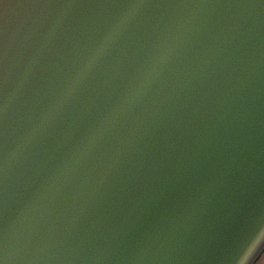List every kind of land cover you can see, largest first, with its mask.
Returning a JSON list of instances; mask_svg holds the SVG:
<instances>
[{"label":"water","instance_id":"water-1","mask_svg":"<svg viewBox=\"0 0 264 264\" xmlns=\"http://www.w3.org/2000/svg\"><path fill=\"white\" fill-rule=\"evenodd\" d=\"M116 10L113 0H64L27 10L31 26L9 34V146L6 196L9 264H40L80 241L98 251L116 227L110 214L144 186L155 192L141 231L163 235L179 264H255L264 252V11L240 3L129 9L130 31L151 34L104 67L73 102L106 108L145 65L165 67L110 124L102 151L79 173L76 190L92 207L75 209L57 184L25 208L29 177L47 143L24 139L35 109L56 89L76 45ZM17 0H0L15 20ZM79 214V227L69 218ZM31 257L32 259H26Z\"/></svg>","mask_w":264,"mask_h":264},{"label":"snow or ice","instance_id":"snow-or-ice-1","mask_svg":"<svg viewBox=\"0 0 264 264\" xmlns=\"http://www.w3.org/2000/svg\"><path fill=\"white\" fill-rule=\"evenodd\" d=\"M64 0H17L21 9L15 20L0 16V264H9L13 259L9 253L7 220L12 211L7 196L6 151L9 146L8 105L4 95L9 85V34L13 27L21 29L31 26L27 10L52 9ZM116 10L109 13L106 22L90 32L86 40L78 43L71 59L66 64L56 89L38 106L30 127L23 139L28 144L47 143L42 159L37 163L26 185L25 208H30L37 194L47 192L57 184L72 199L73 207L83 205V211L92 207L85 202L84 194L76 188L79 173L93 156L103 150L111 136L110 124L122 107L131 102L139 89L151 87L155 81L147 79L145 73L155 71L161 77L168 71L165 67L145 65L134 74L124 89L117 92L110 104L102 110H74L73 102L80 96L85 86L93 82L100 70L122 61L132 48L151 34L154 25H144L142 32L130 31L129 9H171L194 5L240 3L248 7L259 5L264 11V0H113ZM73 5L79 0H71ZM155 192L144 186L121 200L110 214V221L116 227L110 229L111 240L106 247L92 251L80 241L63 255H41L35 259L40 264H179L171 242L163 235H153L141 231V225L149 213ZM82 217L72 214L69 223L79 227ZM26 259H32L26 257Z\"/></svg>","mask_w":264,"mask_h":264},{"label":"rangeland","instance_id":"rangeland-1","mask_svg":"<svg viewBox=\"0 0 264 264\" xmlns=\"http://www.w3.org/2000/svg\"><path fill=\"white\" fill-rule=\"evenodd\" d=\"M255 264H264V252L260 256V258L257 260V262Z\"/></svg>","mask_w":264,"mask_h":264}]
</instances>
